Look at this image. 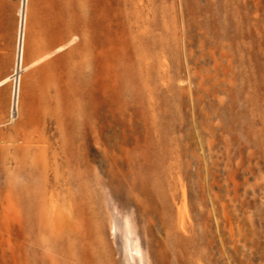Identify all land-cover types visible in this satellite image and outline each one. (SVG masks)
Wrapping results in <instances>:
<instances>
[{
	"label": "rangeland",
	"instance_id": "rangeland-1",
	"mask_svg": "<svg viewBox=\"0 0 264 264\" xmlns=\"http://www.w3.org/2000/svg\"><path fill=\"white\" fill-rule=\"evenodd\" d=\"M20 7L25 70L0 87V264H45L13 191L30 183L24 160L94 264H157L161 222L169 264H264V0H0V82L16 66ZM105 72L125 80L116 101ZM66 190L73 211L57 202Z\"/></svg>",
	"mask_w": 264,
	"mask_h": 264
},
{
	"label": "bare ground",
	"instance_id": "bare-ground-1",
	"mask_svg": "<svg viewBox=\"0 0 264 264\" xmlns=\"http://www.w3.org/2000/svg\"><path fill=\"white\" fill-rule=\"evenodd\" d=\"M27 19H28L27 7H20V9H19V24H18V32H17L16 66H15L14 73L12 74V76H10V77H8V78H6L0 82V87H3L4 85L9 83L13 79L15 80V79L19 78V76H20L19 73L21 71L25 70V69H23V62H24V56H25V52H26L25 47H26ZM185 26H186V30L188 31L189 26L188 25H185ZM189 34L190 33H188V35ZM197 34H198V37L201 36L202 39L204 38L205 40H208L210 38L209 33L206 31H202V32L198 33V30H197ZM188 39L189 38H187V40ZM187 40H185L187 46L193 45V41H191V40L187 41ZM131 43L132 44H129L128 50H130L132 55L133 54L136 55L137 59L136 58L135 59H136L137 64H138L137 67L140 68V71L144 77L143 78L144 79V85H145L144 88H148V77H149V71H150V62H149L148 54H147L145 48H141L139 46V40H137V43L136 42H131ZM204 43L205 42H201L202 45H201L200 52H199V53H202V55H203L202 60L194 61L195 59L193 57V53L190 56L191 61L197 67L201 64V61L203 63H205L206 60L209 59V53L205 52V50H204ZM198 44H199V42H198ZM128 58H129V59H127V62L129 64L128 66L131 70H133L135 68L134 64H136V62H135V60L133 62L132 57H128ZM211 58H214V57L211 55ZM142 66H144V67H142ZM27 69L28 68H26V70ZM105 73H107V72H105ZM194 79H195V77L189 75V84H191V82H193ZM105 80H107V81H105V84H106L105 85V88H106L105 89V98L107 96L112 101L114 99V97H113L114 94L116 95L119 92V89L124 87L125 80L122 76H119L118 73H115V75H114V74H110L109 72L107 73ZM124 90H125V87L123 88V91ZM14 94L16 97V90H15ZM114 101H116V99H114ZM110 103H112V102H110ZM113 104H114V102H113ZM109 106H112V104ZM36 168H37V164L34 161H31V162H27L26 160L21 161V163H20L21 175L24 178H26L27 180H29L30 183L18 184L17 186L13 187V191H15V193H17L19 195L18 208H19L20 218L26 222L27 229L30 228L31 231H32V229L34 231L37 230L38 235L40 236L41 242L39 243V245L41 248V250H40L41 252H39V257H40L39 259H41L43 262L45 261V264L46 263L47 264L48 263H50V264H75V262H77L78 260L81 262L80 264H94L95 263V262H93L94 257L92 258V255L90 254L91 253L90 248H87L90 251H87V249H86V251L84 250V251H81V253L79 252L80 254H78V252L76 251L77 248L75 247V245H76L77 241L79 243V240L77 239V234L79 233L78 230L80 228L78 223L75 220L74 221L71 220V219H73V218H71L70 222L66 221V223L62 224L61 219H60L61 212L57 208V206H54V215L52 216L50 214L48 203H45L39 197L38 193L36 192L37 187L34 185V183H32V180L36 174ZM56 173H57V178L60 179V177H62V175L58 171H56ZM60 198H61V200H60ZM59 201L63 202V206L65 205L64 203L69 204L70 210L73 209L74 205H72V204H76V206L79 205L75 202V200L73 199L72 193L71 192L69 193L68 190H66V193L62 197H60V196L58 197L57 202H59ZM52 204H54V202H52ZM71 216H72V214H71ZM75 216H76V214H75ZM73 217H74V215H73ZM74 219H75V217H74ZM163 220H164V218H163ZM160 229L163 230L162 234L165 236V240H163L162 247H160L161 250H163L164 257L162 256L163 260L159 259L157 264H169L168 263V260H169L168 257L172 255V251L170 250V244H171L170 240L172 237H174V236H172L173 235V229L171 227H169L168 224L163 223V222H161ZM171 233H172V235H171ZM64 234H66V236H69V238L71 237L70 239L68 238L69 241L67 242V245H69L70 244L69 242H71V244H70L71 249H70V253L66 254L67 250L65 251L66 255H64V259H63L60 257V254L58 253L57 248H58V245H60L61 241H64V240H62L64 238L63 237ZM80 244H82V247H83V248L81 247V250L87 246V245L85 246L86 243H83V242ZM67 248H68V246H67ZM184 252H185V250L182 249V254ZM111 260H113V258H111Z\"/></svg>",
	"mask_w": 264,
	"mask_h": 264
},
{
	"label": "crops",
	"instance_id": "crops-1",
	"mask_svg": "<svg viewBox=\"0 0 264 264\" xmlns=\"http://www.w3.org/2000/svg\"><path fill=\"white\" fill-rule=\"evenodd\" d=\"M14 43H15V39H14V35H13V36H12V39H11V46L13 45L12 47H14ZM12 47H11V48H12ZM10 54H11V53H10ZM8 67H10V65H9Z\"/></svg>",
	"mask_w": 264,
	"mask_h": 264
}]
</instances>
